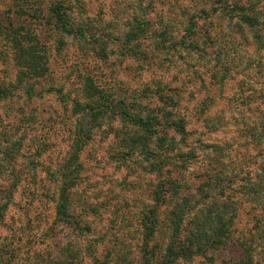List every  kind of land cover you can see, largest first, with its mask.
Here are the masks:
<instances>
[{
	"label": "rangeland",
	"instance_id": "1",
	"mask_svg": "<svg viewBox=\"0 0 264 264\" xmlns=\"http://www.w3.org/2000/svg\"><path fill=\"white\" fill-rule=\"evenodd\" d=\"M210 3L209 0H64L73 25L95 35L87 38L45 24L49 18V12L44 11L48 0H0V23H7L6 16L19 6L41 9L43 20H36L41 22L37 32L49 55V73L30 84L29 97L24 92L28 85L24 88L19 85L11 99L0 103V209L4 210L0 249L14 248L17 264L41 263L47 253L61 250V254L68 243L79 253L73 264H93L94 253L87 244L97 236L99 226L109 223L111 218L125 224L124 230L114 226L113 231L117 228V238L123 240L120 246L130 243L128 257L135 258L138 253L131 213L148 201L147 188L152 175L140 171L142 167L137 164L133 165L136 173H131L128 165L109 158L111 135L106 132L107 122L94 129L92 139L80 155L84 170L78 175L69 207L78 225L69 227L55 215L58 169L67 156L74 127L73 99L78 97L85 75L92 76L108 91L118 90L120 94L148 101L152 107L160 105L159 101L155 95L143 98L142 90L162 88L176 102L165 108L184 116L188 130L196 131V137L210 145L204 160L219 148L222 155L228 152L231 157L238 155L230 168L236 174L235 185L242 182L239 178L246 166L240 171L239 163L250 151L255 153L256 148L247 147L238 154L244 148L240 143L245 141V134L238 127L253 117L258 121L260 112L264 115V49L251 42L246 27L228 23L225 15L211 14L205 18L195 13L203 4L210 12ZM260 4L264 9V0ZM193 14L198 33L212 32L211 37L206 34V39L185 37L186 17ZM142 17L150 21L148 36L127 43L125 34ZM164 26L168 35L161 40L154 35L161 33ZM5 42L0 35L2 54ZM124 43L132 51L147 55L148 61L139 64L140 59L127 52ZM135 43L139 45L137 50L131 48ZM155 46L157 49L151 51ZM1 59L2 55L0 81L15 83L14 70L5 68ZM217 115L219 119L214 120ZM204 117L216 125V131L210 127L206 132ZM257 146L263 151L264 139ZM239 195L245 196L242 192ZM125 200L127 204L123 203ZM89 205L93 206L86 217L83 212ZM251 206L245 201L238 204L232 239L235 248L238 230L246 234L247 226L253 223ZM81 216L84 218L80 220ZM86 224L91 225L89 230H85ZM258 251H254V264H263ZM2 253L0 264H5L2 258H7L8 253ZM227 255L228 252L218 253L214 263L197 256L183 264H220Z\"/></svg>",
	"mask_w": 264,
	"mask_h": 264
},
{
	"label": "trees",
	"instance_id": "2",
	"mask_svg": "<svg viewBox=\"0 0 264 264\" xmlns=\"http://www.w3.org/2000/svg\"><path fill=\"white\" fill-rule=\"evenodd\" d=\"M209 1L210 12L203 4L195 13H200L205 18L211 14L225 15L228 23L232 22L240 28L246 27L251 42L258 49H264L262 0ZM30 9L29 5L12 9V13L6 16L7 23H0V35L6 40L5 52L2 54L0 50L3 57L1 62L5 68L10 67L15 72V83L0 81V103L11 99L14 92L19 90V85L20 88L28 85L27 92H24L29 97L30 84L49 73V55L42 44L40 33L37 32L41 22L36 21L43 20L41 17L44 13L41 9ZM44 11L49 12L45 24H50L51 28L66 34L95 37L73 25L64 0H48ZM194 16L186 17L185 37L198 36L204 39L205 34L207 38L211 37L212 32L204 30V34L198 33ZM196 16L198 17L197 14ZM149 22L144 17L135 21L134 28L125 34L126 42L146 38ZM164 27L160 30L161 33H155L154 36L164 40L168 35L165 34L167 30ZM182 42L184 41L180 40ZM127 43L122 45L123 48L140 59L139 64L148 61L147 55L132 51ZM131 48L137 50L139 45L135 43ZM156 49L155 46L151 51ZM224 71L223 76L226 75V69ZM2 76H6L5 71ZM83 78L79 95L73 99L74 127L67 156L58 169L60 183L54 196L57 220L73 228L78 225V220L69 207L78 175L84 170L80 155L92 139L94 129H100L104 122L108 123L106 132L111 135L109 158L128 165L131 173H136L133 165L137 164L142 167L140 171L152 175L147 188L150 195L148 201L131 213H134L131 221L136 225V257H128L127 247L130 243L120 246L123 240L117 238V228L113 231L114 226H118V230H124V222H113L111 218L109 223L99 226L97 236L87 244L88 250L94 253L93 264H183L197 256L214 263L218 253L227 252V259L221 260L220 264H254V251L257 249L264 264V149L259 151L257 146L264 139V115L260 112L257 115L260 116L258 121L253 117L249 122H241L238 127L245 134L244 143H240L244 148L238 150V154L247 147L256 148V151L252 153L249 150L241 159L238 169L242 171L246 166V171L239 178L242 182L235 185L236 174L232 173L230 164L235 163L238 155L231 157L229 152L222 155L219 148L205 161V152L210 145L196 137V131L188 130L184 116L165 108L166 105L176 103L172 95L163 92L162 88L153 90L147 87L142 90L143 98L155 95L159 101L157 104H160L152 107L150 102L120 94L118 90L108 91L90 75ZM224 117L222 115L223 121ZM216 119H219L218 115L215 116L214 120ZM204 120L206 132L210 127L217 130L208 117H204ZM229 143L228 140L227 146ZM241 192L244 197L239 195ZM243 201L252 205L253 223L247 226V235L238 230L235 248L232 243L233 228L235 230L234 223L239 214L238 204ZM123 203L127 204V201ZM92 206L89 205L84 210V216L87 217L88 209ZM3 213L4 210L0 209V225L3 224ZM128 216L126 214L125 218ZM83 218L81 216L80 220ZM90 221L91 219L87 221L88 224ZM86 227L85 230H89L91 225L86 224ZM99 245L102 246L100 250L97 247ZM0 251L2 254L8 253L7 258H2L6 261L3 263L17 264L14 248H2ZM62 251L61 254V250L53 254L47 253V257L37 264H73L79 254L74 252L70 243Z\"/></svg>",
	"mask_w": 264,
	"mask_h": 264
}]
</instances>
